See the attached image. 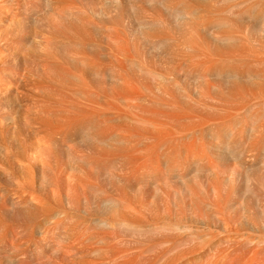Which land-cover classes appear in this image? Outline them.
<instances>
[{"label":"bare ground","instance_id":"obj_1","mask_svg":"<svg viewBox=\"0 0 264 264\" xmlns=\"http://www.w3.org/2000/svg\"><path fill=\"white\" fill-rule=\"evenodd\" d=\"M257 257L264 0H0V264Z\"/></svg>","mask_w":264,"mask_h":264},{"label":"rangeland","instance_id":"obj_2","mask_svg":"<svg viewBox=\"0 0 264 264\" xmlns=\"http://www.w3.org/2000/svg\"><path fill=\"white\" fill-rule=\"evenodd\" d=\"M257 258H259V259H256V263H258V264H262V262H264L263 260H262V262L260 261V259H261L260 257H257ZM217 259H218V258H217ZM214 260H215L214 258H213V260L210 258V260L205 261L203 264H206V263H207V264H215V263H218V262H219L218 264H220V263L223 264V261H224V260L222 261L221 258H219L220 261H219V260L214 261ZM257 260H259L261 263H260L259 261L257 262ZM209 261H210V262H209ZM221 261H222V262H221ZM226 262H228V261L225 260L224 263L226 264ZM229 262H230V261H229ZM253 262H255V261H253ZM253 262H251V263H252V264H255V263H253ZM229 264H231V263H229Z\"/></svg>","mask_w":264,"mask_h":264}]
</instances>
